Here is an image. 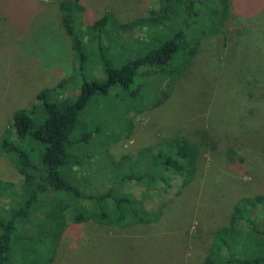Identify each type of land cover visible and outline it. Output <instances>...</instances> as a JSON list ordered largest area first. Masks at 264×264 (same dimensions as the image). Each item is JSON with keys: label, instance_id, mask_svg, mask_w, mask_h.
Wrapping results in <instances>:
<instances>
[{"label": "rangeland", "instance_id": "rangeland-1", "mask_svg": "<svg viewBox=\"0 0 264 264\" xmlns=\"http://www.w3.org/2000/svg\"><path fill=\"white\" fill-rule=\"evenodd\" d=\"M80 2L89 21L106 11L113 16L100 39L83 38L82 62L60 22L57 0H0V140L26 146L10 133L12 114L30 107L42 89L61 80L49 100L67 103L86 80L106 78L103 61L118 68L145 51L119 26L146 15L157 0ZM230 11L226 33L204 37L180 76L164 70L151 73L142 87L140 77L128 88L93 94L70 136L77 152L66 174L86 194L114 186L116 196L141 197L146 185L135 173L146 171L147 162L135 166L132 151L174 136L198 146L195 178L183 186L176 176L165 193L144 200L162 211L154 222L119 227L68 220L52 264H203L214 231L228 223L234 203L264 193V0H231ZM44 115L34 114L35 120ZM125 154L130 155L118 171L115 161ZM36 157L37 150L31 151ZM15 160L0 150V220L11 218L27 198ZM31 215L32 230L39 214ZM26 217L19 231L27 236Z\"/></svg>", "mask_w": 264, "mask_h": 264}, {"label": "trees", "instance_id": "trees-1", "mask_svg": "<svg viewBox=\"0 0 264 264\" xmlns=\"http://www.w3.org/2000/svg\"><path fill=\"white\" fill-rule=\"evenodd\" d=\"M230 7L231 0H157L156 7L148 9L146 15L119 26L125 30L123 34L128 33L125 37H131L129 42L134 38L143 43L145 51L141 55L118 68L103 61L101 67L106 78L86 80L74 100L67 103L49 100L51 92L57 87L60 90L59 80L51 89L39 91L30 107L13 112L10 133L26 146L21 148L6 137L0 140V150L16 157L14 166L23 175L21 188L26 190L27 198L11 218L0 220V264H52L57 239L68 220L81 223L92 219L101 225L121 227L159 219L161 209L151 210L144 200L157 192L165 193L176 176L184 179L183 186L195 178L200 154L195 143L174 136L132 151L135 166H141L143 160L147 162L146 171L135 173L137 182L146 185L141 197L127 193L116 196L114 186L89 195L66 174L77 152L72 147L71 133L93 94L106 93L113 86L128 88L138 83L140 77L142 87L151 73L160 75L164 70L174 78L180 76L191 64L204 37L226 33L231 20ZM57 9L72 49L82 62L83 38L100 39L101 32L113 19L112 13L106 11L96 21H89L80 0H57ZM99 53L104 58L103 50ZM163 93L159 101L165 98ZM40 111L45 115L38 123L34 114ZM36 150L33 161L31 151ZM129 155L116 159L114 166L118 171ZM118 185L119 182L116 188ZM90 200L92 205L87 204ZM45 204L49 207L41 212ZM37 206L41 208L34 210ZM36 211L39 215L31 230L28 223ZM25 217L22 227H26L27 236L19 231ZM203 264H264V193L234 203L228 223L214 231Z\"/></svg>", "mask_w": 264, "mask_h": 264}]
</instances>
